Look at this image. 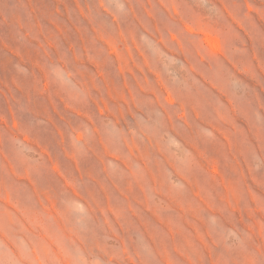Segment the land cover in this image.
<instances>
[{
    "label": "rangeland",
    "instance_id": "rangeland-1",
    "mask_svg": "<svg viewBox=\"0 0 264 264\" xmlns=\"http://www.w3.org/2000/svg\"><path fill=\"white\" fill-rule=\"evenodd\" d=\"M0 3V20L4 17L6 21L5 26L0 21V77L39 79L34 86H0V94L15 95L22 105L36 104L43 143L52 133L54 143L60 139L65 144H78L86 136L97 148L101 135L103 170L104 163L111 167L122 190L126 185L124 167L104 147L113 132L123 142L134 138L151 155L162 156L148 143L146 133L153 128L164 134L163 152L171 157L164 165L150 167L144 182L149 197L160 206L158 216L140 205L142 209L136 208L140 218L126 215L121 221L102 208L87 211L84 222L73 214L71 229L9 231L13 233L10 241L0 235V264H264V151L256 148L257 135L239 124L224 129L230 137L228 148L222 134L199 119L194 123L197 150L192 147L189 122L193 102L188 97L196 94L200 99L210 93L199 84L179 87L178 92L187 97L182 102L129 101L126 81L132 84L130 79L144 74L142 67L134 65V60L141 63L142 55L135 54V49L142 46V38L100 37L94 30L95 21L106 10L99 0ZM18 14L21 31L12 21ZM111 42L113 53L107 50ZM69 77L90 83L81 87L90 100L64 101L68 96L59 94L68 87H47L42 82ZM166 88V93L174 92L172 87ZM111 93L124 98L105 100ZM97 94L102 95L101 101L94 100ZM194 104L200 115L223 109L219 100ZM99 105L101 117L94 113ZM157 120L160 124L154 122ZM94 121L98 124L95 131ZM47 122L53 125L51 134ZM258 137L264 145V135ZM104 171L103 184L111 188L113 182ZM133 184L139 196L142 190ZM191 208L193 213L188 212ZM47 221L45 225H53L51 219Z\"/></svg>",
    "mask_w": 264,
    "mask_h": 264
},
{
    "label": "crops",
    "instance_id": "crops-1",
    "mask_svg": "<svg viewBox=\"0 0 264 264\" xmlns=\"http://www.w3.org/2000/svg\"><path fill=\"white\" fill-rule=\"evenodd\" d=\"M99 4L106 10L95 21L94 30L100 37L120 36L132 41L142 38V46L135 49V54L142 55L141 63L134 60V65L142 67L144 74L130 79L132 84L126 81L129 101L182 102L187 97H182L179 87L205 86L211 97L198 99L196 94L188 97L193 102L189 122L191 146L197 150L194 123L200 119L222 134L228 148L230 137L224 129L236 128L237 124L247 127L257 135L256 148L264 151L258 137L264 135V0H99ZM0 21L5 26L4 17ZM12 21L18 23L17 29L21 31V15H14ZM107 50L114 52L112 42ZM53 80L46 78L42 82L47 87H68L59 94L61 98L68 96L62 100H90L86 98L90 94L81 88L90 84L85 78ZM38 82L37 78L0 77V86H34ZM168 86L173 93L165 92ZM94 97L102 100L101 94ZM122 98L123 95L111 93L105 100ZM198 100L206 103L219 100L223 109L212 115H200L194 104ZM101 111L99 105L95 116L101 117ZM83 116L89 117L84 112ZM37 118L35 103L22 105L17 96L0 94V235L3 239L10 241L13 233L9 231L71 229V223L75 222L73 214L84 222L87 211L102 208L121 221L126 215L140 218L138 207L156 216L160 214V206L149 197L144 182L150 167L171 160L163 152L166 149L163 133H156L153 128L146 133L149 145L162 156L151 155L134 138L119 140L117 131L112 133L109 143L104 142V147L119 159L118 165L124 167L126 185L122 190L111 174V167L104 163L103 170L101 135L97 148L86 136L78 144H65L60 139L54 143L53 125L47 122L52 135L43 143ZM154 122L160 124L159 120ZM93 125L94 131L98 129L95 121ZM102 171L113 182L111 188L103 184ZM134 182L142 190L139 196L134 193ZM188 212L193 213V208ZM50 219L53 225H45Z\"/></svg>",
    "mask_w": 264,
    "mask_h": 264
}]
</instances>
